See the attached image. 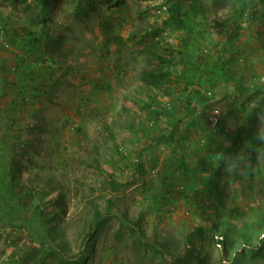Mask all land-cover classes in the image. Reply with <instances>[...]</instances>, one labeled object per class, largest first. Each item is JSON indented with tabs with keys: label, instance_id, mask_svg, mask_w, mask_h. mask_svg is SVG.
Wrapping results in <instances>:
<instances>
[{
	"label": "rangeland",
	"instance_id": "374dc122",
	"mask_svg": "<svg viewBox=\"0 0 264 264\" xmlns=\"http://www.w3.org/2000/svg\"><path fill=\"white\" fill-rule=\"evenodd\" d=\"M48 6L43 13L41 0H0L1 174L6 165V180L14 173L24 193L37 192L23 207L0 195V264H224L250 228H264V163L230 177L209 158L257 144L259 119L251 117L264 114V0ZM151 45L200 88L199 115L187 108L190 95L174 102V112L163 96L164 112L146 109L144 72L158 64L147 54ZM25 86L38 94L35 101H23L34 95ZM39 208L44 217L58 213L56 240L74 261L42 246ZM108 210V223L87 239L95 212ZM206 221L216 228L188 247L187 235ZM136 224L164 254L139 242ZM261 243L251 260L236 252L232 264L264 259Z\"/></svg>",
	"mask_w": 264,
	"mask_h": 264
},
{
	"label": "trees",
	"instance_id": "16d2710c",
	"mask_svg": "<svg viewBox=\"0 0 264 264\" xmlns=\"http://www.w3.org/2000/svg\"><path fill=\"white\" fill-rule=\"evenodd\" d=\"M50 0H41L42 2V8H43V13H46L49 6H48V2ZM113 3H110V7L112 6ZM177 8H179V5H177ZM175 14V10L171 9L170 10V17L167 20V24H170L169 22H171V20L173 19ZM44 15V14H43ZM45 16V15H44ZM6 30L2 27L0 29V32L4 33ZM152 35L151 33H149L147 36ZM40 43V40L37 38L34 41L30 42V47H35L37 44ZM161 48L159 47V45H151L149 46V49L147 51V54H149V56H151V58H153L154 60H156L158 62V64H156L154 67H150L149 69L145 70L144 72V79H143V86L141 88V91H143L145 93V95L148 97L150 104L149 103H145V107L146 109L151 112L153 115H159L160 111L164 112V108H163V104L160 100V96L163 97H168L169 99H172V102H179L182 101L184 99L185 95H190L187 97L186 103H187V108L190 109L192 112L196 113V114H200L201 112V108L198 105V99L202 100L200 95H202V92L200 91V88H198L197 84L194 83L192 80H190L187 77V70L185 71H181V72H177L174 73L172 71L171 68V64L172 61L171 59L168 60V58L165 55H162L160 53ZM24 64L23 62H19L17 64L18 68L21 67V65ZM222 67L225 69V71L227 72L226 68L229 67L228 62L224 63L222 65ZM54 72L51 68V70H47L46 73L44 75H41L44 77V79L48 78L51 76V73ZM233 78V77H232ZM229 85H230V81H229ZM30 89V87H29ZM32 89V88H31ZM28 90V89H27ZM30 91V90H29ZM32 92V91H30ZM34 95L29 96V100L28 99H24V102H31V101H35L37 99V93L36 92H32ZM195 95H198V97H195ZM198 98V99H196ZM175 105V103H174ZM177 105V104H176ZM174 106L173 108L169 107L170 110H172L173 112L177 110V106ZM154 108L156 111H154ZM259 116V113H255L253 114V116L251 117L252 120H257V117ZM109 136L111 137L112 141L115 143L116 149L119 151V147L117 146L116 140L114 139L113 134L110 132ZM20 141V138L18 137V139ZM4 165V164H3ZM9 165V163H8ZM141 171H144V167L140 166ZM4 175L0 176V186L2 187L4 191L3 194H1V200L4 202V200H7V194L10 197H13V200L17 201L18 206L20 205L21 207L23 206H28L27 202L31 201L32 198H35L37 196V192L35 191V188L30 189L27 193H24V189H22L18 183H17V176L14 175V173L12 174L11 172L9 173V178L11 181L5 180L4 179ZM4 179V181H3ZM2 180V182H1ZM2 190V191H3ZM24 193V194H22ZM4 196V197H3ZM12 200H8L7 202H11ZM20 203V204H19ZM61 207V205H60ZM18 208V207H17ZM16 208V209H17ZM40 209V208H39ZM11 211L15 212V209H11ZM42 211L40 209V211L38 210L36 213V219L43 220L44 223V233L46 234V237L44 238V241L42 243V246H44L45 248H51V250L59 253V255H61L66 262L70 263L72 261H74V258L68 257V255H66V251L64 249V247L61 245L62 243L58 242L57 239V232L55 231V227H54V222L58 216V213L55 214H51V215H46V217H44V215L42 214ZM64 213H67V210L64 211ZM112 213H110V211L108 210L106 214L100 213V212H95V219L90 227V231L87 235V239H90L91 237H93L95 234H98L101 229L108 223L109 218L111 216ZM36 220V221H38ZM135 229H133V232L135 233V235L137 236V239L139 240L140 243H142L146 248H151V247H155L154 244L148 243L146 240V237L143 233H141L137 228V224L134 225ZM256 227H258V225H256ZM216 225L211 223L210 221H206V223L204 225H201L195 229H193L186 237V245L188 247L191 246H196L198 245L200 242H204L209 234V230L215 229ZM224 247V245H223ZM88 248V246H87ZM225 248V247H224ZM155 251L158 253L164 254L163 249L161 250L160 248L155 247ZM39 254L38 252L35 254L36 257L40 256L37 255ZM29 258H32V256H30L29 254L27 255ZM26 264H29V262H25ZM34 264V263H33ZM38 264V263H37Z\"/></svg>",
	"mask_w": 264,
	"mask_h": 264
},
{
	"label": "clouds",
	"instance_id": "9594fccd",
	"mask_svg": "<svg viewBox=\"0 0 264 264\" xmlns=\"http://www.w3.org/2000/svg\"><path fill=\"white\" fill-rule=\"evenodd\" d=\"M258 119L259 124L253 136V140L256 141L257 144L248 141L234 154H227L224 151L212 153L209 158L212 162L213 169H221L225 176L235 177L254 173L256 171V166L264 163V114H259ZM228 146L230 145H225V147ZM252 151L256 153L255 165L252 164ZM249 216L251 217L253 224L259 223V213L253 212L250 213ZM261 241H264V228H250L247 238H241L235 246L234 252L229 254L227 261H225L224 264H232V261L235 260L236 252L251 260L253 252L262 246ZM217 252L223 259L224 247L222 243L217 249ZM254 264H264V259L257 260Z\"/></svg>",
	"mask_w": 264,
	"mask_h": 264
},
{
	"label": "crops",
	"instance_id": "0c3cea01",
	"mask_svg": "<svg viewBox=\"0 0 264 264\" xmlns=\"http://www.w3.org/2000/svg\"><path fill=\"white\" fill-rule=\"evenodd\" d=\"M22 80H23L24 82H26V84H27V81H25V79H22ZM28 84H29V83H28ZM25 87H26V89H28V90L32 91V89H31V88L29 89V87H27V86H25ZM31 93H32V92H31ZM0 144H2V143H0ZM3 147H5V146H4V145H1V147H0V148H1V152H2V153H3V150H2V149H3ZM5 149H7V148L5 147ZM5 149H4V150H5ZM5 154H6V153H5ZM3 168L5 169V173L3 172V174H5V175H4V179L6 180L7 166H6V165H4V166H3ZM3 174H1V168H0V176H1V175H3ZM2 190H3V189H2V187L0 186V193H1V194H3V193H4V191H6V190H3V191H2ZM1 194H0V195H1ZM3 203H6V199L4 200V202H3Z\"/></svg>",
	"mask_w": 264,
	"mask_h": 264
}]
</instances>
